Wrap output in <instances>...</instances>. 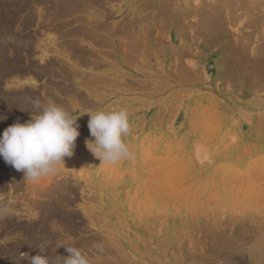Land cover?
<instances>
[{"label":"bare ground","instance_id":"6f19581e","mask_svg":"<svg viewBox=\"0 0 264 264\" xmlns=\"http://www.w3.org/2000/svg\"><path fill=\"white\" fill-rule=\"evenodd\" d=\"M140 1L142 0H2L0 1V132L3 133L7 127L17 122L25 123L29 121V116L32 114V110H33V101L38 98L44 104L52 102L59 106H62L69 113V115L81 113L78 117H76L78 118L77 124L79 126V132H80V135L77 137V139L86 138L87 140H92V139L94 140V138L91 137L90 130L88 128L89 112H86V110H93L99 107L100 105L104 104L108 99L109 95L112 94V92L116 93L120 90H125V92L128 94L131 92L133 93L134 90L133 87L135 84H137L138 86L141 85L142 89L143 86L146 85L150 86V81L147 80L146 76L144 74H141L142 72H140L139 70L134 69L133 71L128 72L125 69L122 70L118 66L119 65L118 63H116L118 65L115 64L109 65L110 63L109 60L103 58H102L103 60H101V57L97 56V54H99L101 48H106V47L109 49L110 47L111 49L114 48L116 55L117 53L119 54V59L121 61L120 65H122L125 68V67H130L131 65L132 67H134L133 64L138 62V60L142 61V65H147L148 64L146 62L147 56L146 54H144L142 47L146 45L148 46L149 43L151 42V55L157 56V58L152 57L151 59V63L154 64L153 68L156 69L157 67L160 66L159 68L161 69H159V72L163 71L158 77L156 76L154 77V79H150L151 84L157 82L155 85L161 86L163 90H169L171 88H174L177 91L176 92L177 95H182V96H184V94L196 95L202 103L195 102L194 107L190 108L188 112H184V115L182 116L183 117L182 120L191 121L196 118L200 120L205 119L206 123L203 124H205L206 128L208 126L210 127L212 126V124L209 123L215 122L214 120H217L218 118L217 116L219 113L225 116H228L230 114L231 108L230 107L227 108V106L231 105L232 96L244 95L246 91H251L253 93L264 91V41L262 43L256 44V41L259 42L258 40H264V32H263L264 30H262L264 28V12L262 11L264 10H261L262 6L264 5V0H145V1L143 0L144 1L143 4H140ZM137 3L139 4V6L137 5ZM86 11H89L86 20L81 19L82 24L80 23L76 27L68 28V26L70 27L72 26L71 24L70 25L69 24L62 25L61 23L55 24L59 21L69 19L74 15ZM241 11L244 14L243 13L239 14V12ZM142 12H145L144 13L145 16L143 15V17L141 16ZM245 15L247 16V18L252 17V19L253 18L254 19L252 21L245 22L246 23L245 27L243 28L241 27V28L243 31H245L244 29H246L247 27L248 29L253 28L254 29L253 34H251L252 31L249 30L251 31L250 35L249 34L245 35L244 34L245 32L243 33L242 30L240 31L241 28L240 29L234 28L240 26L235 22H237L242 16ZM140 17L141 20H139ZM150 17L151 20H156V22L158 21L156 25L151 24V29H150L151 41L148 38V33H145L146 32L145 28L136 27V25L139 23L146 24L147 21H145V19L148 20V18ZM111 19L115 20V22L109 25V21ZM81 20H78L76 23L80 22ZM143 21H145V23ZM234 23L236 24V26ZM233 24L234 27H231V25ZM169 28L173 29L175 31V34L173 35V33H171V35L167 37L166 31ZM180 30L182 31L181 33ZM185 30H187L188 32L186 33ZM176 33H178L177 36H175ZM182 34L184 36H182ZM86 44L88 45L86 46ZM89 48H91L92 50ZM105 52L108 55V57L111 56L112 54V53L108 54L107 51ZM210 53H212L214 57L212 56L209 57L208 54ZM112 55L115 56L114 53ZM161 55L166 60L163 57H161ZM105 60L108 61V63H105ZM168 60H170V64H168ZM139 68H141L140 65ZM39 79L42 80L45 79L42 82L43 83L42 88L40 87L41 85H39ZM232 82H234V85H231ZM67 83H70V85ZM155 85H153V87ZM149 86L147 88H149ZM147 88H146L147 92L151 90V88L149 90ZM138 90L140 89L138 88ZM214 92H217V94L214 95L213 94ZM257 95H261V94H257ZM179 97L180 96L176 97V100ZM261 97L264 100L263 94L261 95ZM113 104L115 105L116 102H114ZM219 106L223 109L221 110V112L219 111ZM174 110L176 111V109ZM150 121L151 118L148 116L144 117L143 120H139V118H137L130 121V126L134 128L140 126L141 124L149 125L151 124ZM261 123L264 122L262 121ZM197 127L198 126L196 124V127L193 128H195L196 130ZM214 133L217 134L218 132H214ZM203 135H205L204 139L206 138L208 139V142H209V138L211 139L212 137L216 136L215 134L212 136L211 133L210 134L205 133ZM165 139H169V141L171 140V135L167 134V131L163 132V130H159L155 132V130H152V132H150L145 137H139L135 141L131 140L129 144L132 146H137V147L143 146L146 148L150 147L151 144L153 145L158 144L161 146H165ZM193 142H196L197 144H194ZM203 142L204 140H198V139L192 140L190 138L189 142L187 143L183 142L179 146H177L182 148L179 149L182 151L181 152L182 155H178L177 154L178 152L176 153L168 152L167 157H169L170 160L178 159L183 161H190L191 160L190 155L185 151L187 150L189 151V148L192 145L194 147L195 145L199 147L200 143L204 145ZM232 142L229 141L228 143L232 144ZM224 146L225 145H223V147ZM78 148H80V146H78ZM204 149L206 148L203 147L202 150ZM194 150L196 149L194 148ZM199 151L201 152V150ZM199 151L197 148V152ZM85 154H88V152ZM82 155H84V152ZM72 158L77 159L75 156H72ZM72 158L70 157L71 160ZM153 161H156V159ZM199 161L200 160H198V162ZM152 162H151L152 164L151 167L153 166L155 167L157 162L155 165ZM75 163L78 162L75 161L74 163L71 164L75 165ZM146 165L147 164H145V166ZM148 166H150V164ZM148 169L146 168L147 171ZM82 171L84 172V169H82ZM82 171H77V175L79 176ZM186 171L187 170H185L184 173H186ZM151 172H149L150 175H152L155 179L157 177V176L155 177V175L158 174L157 173L158 171H154L157 173L154 175H153L154 172L152 174ZM256 173L259 174V172ZM81 175L79 176V178L83 179ZM84 175H86L85 172ZM159 175L160 174H158V176ZM242 175H246V174H242ZM251 175L248 176L250 182H251ZM117 176L119 177V175ZM121 176L122 174L120 175V177ZM179 177L180 176H178V178ZM256 177H259V179L261 180L259 175L258 176L256 175ZM160 178H157L158 181ZM50 180L53 181L54 179H50ZM52 181H50V184ZM57 181L58 183L57 184L55 183L56 185H53L52 187H48V188H44V185H47V183L44 184L42 180L40 184L41 186H38L40 182L37 183V185L36 183L31 184L32 182L26 181L24 179V173L22 171H18L14 168L10 170V174H9V171L4 166V159L2 156H0V192L2 193V191L7 190L8 188L12 189V191H14V189L17 190L20 187L22 188L21 185L24 182L28 185L27 186L28 196H25L26 198H23L22 200L24 201L25 199L26 202L25 205L23 206L21 205L19 207V204L21 203L19 202L20 200L18 201L19 203L17 201L16 202L11 201L7 203H5L4 201L0 202V207L3 209V213H0V226L2 228L3 227L5 228V229L3 228L4 230L2 229L3 231L0 230V238H2V236L4 235L7 236V234L12 232L14 235L15 231L18 232L17 235L19 238H21L20 240L17 241L16 239H19L17 237L15 239L16 240L15 242L8 244V246L4 251H0V264H30L28 257L35 256L38 254H45L48 256L50 260L54 261L56 256L69 255V253L66 252V249L64 247H59L60 244L74 246L79 248L80 250L85 251V249H88V247L93 248L92 246H94L95 243L101 242V239H96V237L93 239L90 238L85 239V237H83L82 238L83 240H80L81 237L80 239L77 238L78 237L77 234L80 233V235H82V233H85V231L88 230L87 229L88 227L84 225L85 221L84 222L82 221L85 217L82 218V220H80L79 216L73 214V212L71 213L70 211L65 212L64 210L66 209L62 210V208L64 207L70 208L73 205L72 203L75 201V198L78 197V194L80 193L77 191L78 194L77 196L75 195L77 188L72 186L71 185L72 183L69 182L67 179H63L60 182L59 180ZM158 181L154 180V183L155 182L158 183ZM244 184L245 183H243L242 185ZM170 186L171 185H168L169 188ZM254 186L252 185V187ZM156 189H154L153 192H155ZM252 189L255 190V188ZM112 190H114V188H112ZM183 191H184L183 193H185V191L187 192V190L185 189ZM157 193H159L158 190ZM252 193H251L252 196L253 194L255 195V193L253 194ZM170 195L171 197L170 196L168 197L172 198L173 195L172 194ZM187 195L189 196V194ZM45 197L49 199L47 202L44 200L43 202L41 200ZM132 198H134V196H132ZM131 202L132 201H130V203ZM178 202L180 201L178 200ZM188 202H190V200ZM250 202H252V200ZM249 205L246 206L248 207ZM250 207H248L249 211L247 210L249 212L248 213L249 215L251 214ZM261 208L263 207L261 206ZM88 209L89 208H87V210ZM194 210H196V208ZM220 212H218V214ZM195 213L196 212H194V214L192 215V217L194 218L198 217V216H194ZM255 213L258 214L256 211ZM139 214L140 212H138V215ZM211 214H214V211L213 213L211 212ZM161 215L163 214L161 213ZM94 216L95 215H93L91 219H94ZM208 216H210V214ZM216 216L217 215L213 217L216 218ZM256 217L259 218V215ZM210 218L212 220V217ZM263 218H259V219H263ZM215 220L213 219V222ZM235 220L236 219L234 218L232 221L234 222ZM256 223L259 224L257 221ZM257 224L256 226L254 224V226L259 228ZM228 225H226L227 228H229ZM263 227L264 226H262L261 229ZM230 229L231 227L229 228V231ZM261 229L260 231H262L264 228L262 230ZM256 230L255 232H258ZM251 231L252 233H255L253 230ZM221 234L223 235L222 232ZM13 235H11V237ZM249 235L250 234L246 233V236ZM75 236H77L76 237L77 240H74ZM227 236H228V232L226 234V239ZM255 237H257V234L256 236L252 234L250 236V240L256 239ZM244 239H247V237H244ZM8 240L9 239H7V241ZM219 241L217 240L216 242L218 243ZM115 242L116 241H114V243ZM223 243L222 245L225 246V244ZM232 243H233V247H235L236 245L234 246L233 241ZM41 244H44L45 246L42 252H40ZM104 245H106V242ZM218 245H221V243H219ZM222 245L218 246L219 249L222 247ZM252 245L254 246V243ZM133 246L134 245H132V247ZM213 246H211V248L213 249L217 247V246L215 247ZM105 247L104 249H106ZM225 247L220 249L222 250V253ZM133 248L135 249V247ZM149 248L150 247H148V249ZM215 252L216 254L215 253L214 254L217 256L218 253L217 251ZM222 253L220 252V254ZM21 254H24V256L23 255L21 256ZM209 254L211 256L212 253L209 252ZM222 255L224 256V254ZM224 257L227 256L225 255ZM250 258H254V257L251 256ZM262 258L264 259V257ZM256 259H258V257H256ZM211 260L213 261V259ZM216 260L218 259H215V261ZM230 261H233V258L232 260L230 259ZM207 262L204 263L207 264ZM238 263L241 264L240 262Z\"/></svg>","mask_w":264,"mask_h":264},{"label":"rangeland","instance_id":"374dc122","mask_svg":"<svg viewBox=\"0 0 264 264\" xmlns=\"http://www.w3.org/2000/svg\"><path fill=\"white\" fill-rule=\"evenodd\" d=\"M144 1L143 0L140 1V4H143ZM137 5L139 6L138 3ZM261 10H264V5L262 6ZM144 13L145 12H142V15H141L142 17L143 15L145 16ZM241 13L243 12L242 11L239 12V14ZM88 14H89V11L81 12L77 15L72 16L69 19L59 21L55 24H59V23H61L62 25L71 24L72 26L71 27L68 26V28H73V27L78 26L80 23L82 24L81 19L86 20ZM253 19L252 17L247 18L246 15L242 16L237 22H235L240 26L234 27V24H235L234 23L233 25H231V27L239 28V29L241 27L243 28L246 25L245 22L252 21ZM78 20H81V21L76 23ZM139 20H141V17ZM145 21H147L146 24L139 23L136 25V27L145 28L146 30L145 33H148V38L151 41V30H150L151 24L156 25L158 21L156 22V20H151V17L148 18V20L145 19ZM145 21L143 22L145 23ZM114 22L115 20L111 19L109 21V25L113 24ZM242 28L240 29V31L242 30ZM169 29L167 30L168 32L166 31L167 35L165 34L167 37H169L171 33H173V35L175 34V31L173 29H170V30ZM244 30L245 31L243 30L242 31L243 33L245 32L244 33L245 35L247 34L250 35L251 31H252L251 34H253L254 32L253 28L248 29L247 27ZM262 30H264V28ZM181 32L182 31L180 30V33ZM185 32L187 33L188 31L185 30ZM177 34L178 33H176L175 36H177ZM182 36L184 35L182 34ZM258 41L259 42L256 41V44L262 43L264 40H258ZM87 45L88 44H86V46ZM145 47H146V50H145ZM142 48H143L144 54H146L147 58L150 60L149 61L146 58L147 60L146 62L148 64L151 63L152 57L157 58V56L151 55V42L149 43L148 46L146 45ZM110 49L107 47L101 48L97 56H100L101 60L103 59L109 60L110 62L109 65L119 64L118 66L122 70L125 69L128 72H131L134 69L139 70L140 72H142L141 74H144L146 76V79L150 81V86L152 87H150L149 85H146V86H143V89H144L143 90L141 85L138 86L137 84H135L133 87L134 88L133 93L131 92L127 94L125 90H120L116 93L112 92V94L109 95L108 99L106 100L104 104L100 105L96 109L86 110V112H94L97 110L109 111V110H118V109L124 108V109H127L129 113V121H132L137 118H139V120H143V118L146 116L150 117L151 124L149 125L141 124L138 127H134V128L131 127L130 134L124 138L125 143H127L128 148L133 153L134 158L122 160L116 163V166L115 164L113 165L111 164V166L109 164L111 168L110 169L108 164L102 165V161L89 152V149L86 147V141H87L86 138H78L79 140L78 139L76 140L77 146H75V149H74L75 155H72V156H75L78 160L72 158V156H71L72 160L70 159V157H65L64 159L65 164H61L60 165L61 167L58 168L56 173L52 174L53 176L49 175L47 177H43V179H40V181H37L34 183L32 182L31 184L36 183L37 185V183L40 182L38 186H41L40 184L42 180L44 184L47 183V185H44V188H48V187H52L53 185H56L58 183L57 180H59L60 182L63 179H67L69 182L72 183L71 184L72 186L77 188L75 195L77 196L78 194L77 191L80 194H78V197L74 195L76 198L74 197L75 201L72 203L73 205H75V203L77 202L76 205L75 206L72 205L71 206L72 209L71 207L70 208L64 207L62 208V210L66 209L64 210L65 212L66 211H70L71 213L73 212V214L79 216L80 220H82V218L85 217L82 221L83 222L85 221L84 225L88 227L87 228L88 230L85 231L86 234L85 233H82V235H80V233L77 234L78 237L75 236L74 240H77V238L80 239V237H81L80 240H83L82 239L83 237H85V239L86 238L93 239L95 237L96 239H101V242L95 243L96 245H99V246L101 245L99 249L98 247L95 248L94 246H92L93 248L90 247L91 248L90 249L87 246L88 249H85V251L81 250L88 257L89 264H104L105 262H106L105 264H108L109 262H110L109 264H206L204 262H207V261H208L207 264H210V262L211 264H219V263L220 264L221 263L222 264L224 263L225 264H230V263L237 264L238 262H240L241 264H244V263L251 264L252 262L254 264H263L264 259L262 257H264V234L262 233H264L263 232L264 227L262 228L263 230L261 229V227L264 226V218H263L264 217V199H263L264 198V191H263L264 186H262L264 185V172H263L264 171L263 170L264 169V126H263L264 123H261V122L262 121L264 122V100L262 99L261 95L262 94L264 95V91L257 92V93L246 91L244 95L232 96L231 105L227 106V108L228 107L231 108L230 114L228 116H225L219 113L217 116L218 117L217 120H214L215 122L209 123V124H212L211 126L212 128L210 126L206 128L205 124H203V123H206L205 119L200 120L196 118L191 121L182 120L183 118L182 116L184 115V112H188L190 108L194 107L195 102L202 103L196 95L184 94L185 96L184 97L182 95H177L176 94L177 91L174 88H171L169 90H163L161 86L155 85L157 82L151 84L150 79H154V77L156 76L158 77L163 72V71L159 72V69H161L159 68L160 66L155 69L153 68L154 64L151 63L149 64V66L148 64L142 65V61L138 60V62L133 64L134 67H132L131 65L130 67L124 68L122 65H120L121 61L119 59V54L117 53L116 55L114 48L111 49V51ZM105 51H107L108 54L114 53L115 56L111 54L109 58ZM208 56L214 57L212 53L208 54ZM161 57L163 56L161 55ZM106 60H105V63H108V61ZM168 64H170V60H168ZM139 65L141 68H139ZM144 67H147V68H144ZM41 80L42 79H39V85H41L40 87L42 88L43 86L42 82L45 79H43L42 81ZM67 84L70 85V83H67ZM153 85L155 86L153 87ZM231 85H234V82H232ZM148 86L149 88H147ZM138 88L140 90H138ZM146 88L148 90L151 88V90L147 92ZM155 91H156V94H155ZM213 94L216 95L217 92H214ZM257 94H261V95H257ZM178 96L180 97L177 98L176 100V97ZM127 97H130V98H127ZM114 102H116L115 105L113 104ZM174 109H176V111ZM221 110L223 109L219 106V111L221 112ZM80 114L81 113L72 114L71 116L76 118ZM30 118H32V114L29 116V120ZM88 119H90V115ZM190 122H191V125H190ZM192 124H193V127H196V124H197L198 127L196 128V130L195 128L192 127ZM204 127H205V130H204ZM152 130H155V132L159 130H163V132L167 131V134L171 135V140H170L171 142L169 141V139H165V146H161L158 144L156 145L151 144V146L147 148L143 146H138V147L132 146L129 144L131 140L135 141L139 137H145L150 132H152ZM214 132H218V133L216 134ZM205 133H208V134L211 133L212 136L215 134L216 136L212 137L211 139L209 138V142H208L207 138L204 139L205 135L203 134ZM2 134L3 133L0 132V136H2ZM190 138L192 140L194 139L204 140L203 142L204 145L200 143L201 147L200 146L198 147L197 145H195L194 147L192 145L189 148V151L188 150L185 151L190 155V159H191V160L189 159L190 161H183V160H178V159L170 160L169 157H167L168 152H175V153L178 152L177 153L178 155H182L181 153L182 151L179 150L182 148L177 147V146H179L183 142L185 143L189 142ZM229 141L230 142L233 141L232 144L228 143ZM193 143L197 144L196 142H193ZM223 145L225 146L223 147ZM78 146H80V148H78ZM81 146H83L84 148ZM203 147H205L206 149L202 150ZM194 148L196 150H194ZM197 148H198V151L201 150V152L200 151L197 152ZM77 149L80 150L81 152L78 151ZM82 149H83L84 155H82L83 154ZM87 152L88 154H85ZM194 154H196L197 156ZM203 155H206V156H203ZM201 156L204 158H202ZM155 159L156 161H153ZM196 159L200 160L201 162L199 161L200 162L199 163L198 160ZM75 161H77L78 163H75V165L74 164L72 165L71 163H74ZM151 162L154 165L157 162L156 166L155 167L153 166L154 168L151 167L152 165ZM145 164H147L146 166L150 164V166L146 167ZM181 164L183 167L181 166ZM4 166L9 171V174H10V170L14 169L11 165L7 164L5 161H4ZM168 166H170L171 168ZM81 168L84 169V172L86 173V175H84V172L82 171ZM146 168L147 169L149 168L151 170L148 169L147 171ZM185 170H187L186 173H184ZM77 171H82L80 175L82 174L81 177H83V179L79 178L80 175L79 176L77 175ZM154 171H158L157 173L162 176L160 175L158 176V174ZM179 171H181L182 173ZM255 171L259 172V174H257ZM149 172H151V174L154 172L153 175L157 174L155 175V177L156 176L157 177L154 179V177L150 175ZM121 174L122 176L120 177ZM242 174H246V175H242ZM117 175H119L120 178ZM250 175H251V182L249 181V178H248V176ZM256 175L257 176L259 175L261 180L259 179V177H256ZM178 176L180 177L178 178ZM147 177H149L150 179ZM157 178H160L159 179L160 182L158 181ZM46 179H47V182H46ZM50 179H54V180L52 181ZM71 179L73 180L74 183L72 182ZM149 180H150V183L153 182L151 183L152 185L149 183ZM154 180H157L158 183L157 182L154 183ZM50 181H52L51 184H50ZM243 183L245 184L242 185ZM158 184L161 186H159ZM168 185H171L170 188L172 189H170ZM252 185L253 186L255 185V186L252 187ZM21 186H22V188L20 187L21 189L20 188L17 190L14 189V191H12V189L8 188L7 190L2 191V193L0 192V202L1 201H4L5 203L11 202V201L18 202L20 200L19 202L21 203L19 204V207L21 205L22 206L25 205L26 204L25 199L24 201L22 200L23 198H26L25 196H28V191H27L28 185L24 182ZM112 188H114V190H112ZM252 188H255V190H253ZM154 189H156L155 192H153ZM182 189L187 190V192L185 191V193H183L184 191ZM157 190L159 193H157ZM252 191L253 193H255V195L252 193ZM249 192H251L253 196ZM178 193L179 194L182 193V194L179 195ZM170 194L173 195L172 198L168 197V196L171 197ZM187 194H189V196ZM132 196H134V198H132ZM195 196L197 197V199ZM258 196H259V199H258ZM186 197H188L189 199ZM41 200L42 201L44 200L47 202L49 199L45 197ZM178 200L180 202H178ZM189 200L190 202H188ZM251 200L254 203L250 202ZM130 201L132 202L130 203ZM233 203L235 204V206ZM84 204H87V205H84ZM246 205H249L248 207L251 206L250 215L248 214L249 208ZM144 206L148 208H145ZM261 206L263 208H261ZM86 207L89 209L87 210ZM195 208L196 210H194ZM213 211H214V214H211V212L213 213ZM217 211L220 213L218 214ZM255 211L258 214H256ZM138 212H140L141 215L140 214L138 215ZM160 212L163 215H161ZM194 212H196L194 216H198V217L196 218L192 217ZM0 213H3V209L1 207H0ZM198 213L200 214V216ZM209 214L210 216H208ZM93 215H95L94 219H91ZM211 215H213L214 217L215 215L217 216L216 218H214ZM258 215H259V218H263V219H259L258 217H256ZM218 216H221V217H218ZM210 217H212V220ZM234 218L236 220L233 222L232 220ZM213 219L214 220L216 219L218 221L215 220L213 222ZM255 220L259 224H257ZM92 221H95V222H92ZM215 222L216 223L218 222V223L216 224ZM254 224L255 226L257 224V226L262 231H260L259 228L255 227ZM226 225H228L229 228L231 227L230 231ZM146 226L148 227V229ZM241 226L246 229H243ZM3 228L0 226V230H2ZM221 228L223 229V231ZM251 230H253L254 232L256 230L258 232L252 233ZM226 231L228 232V236H229V237L227 236V239H226V234H227ZM221 232L223 233L224 236L221 234ZM245 232L250 235L246 236ZM17 233L18 232L15 231L14 235H13V232L7 234V236H9L10 238L7 237L6 235L0 238V247H2L0 248L1 249L0 251H4L6 247L8 246V244L21 239L18 237ZM251 233L254 234V236H256L257 234V237H255L256 239L252 238L253 240H250V236L252 235ZM11 235L13 236L11 237ZM17 237L19 239H16ZM222 237H223V240H222ZM244 237H247V239H244ZM7 239L9 240L7 241ZM217 240L218 241L220 240V241L217 243L216 242ZM114 241L116 242L114 243ZM232 241L234 242V246L236 245L235 247H233ZM105 242H106V245H104ZM219 243H221V245L223 243L226 246L225 247L222 245L221 247V248L225 247L223 253H222V250H220L221 248L219 249L218 247V246H221V245H218ZM231 243H232V246H231ZM253 243H254V246L252 245ZM132 245H134L133 247H135V249L132 247ZM211 246L213 247L217 246V247L213 249L211 248ZM104 247L106 249L108 248L109 249L106 250L104 249ZM148 247L150 248L148 249ZM100 250H101V253H100ZM105 250L107 251V253ZM215 251H217L218 253L217 256L215 255L216 254ZM209 252L212 253L211 256ZM220 252L224 254V256L226 255L227 257H224L222 254H220ZM205 253H208V254H205ZM251 256L254 258H250ZM255 256L258 257V259H256ZM227 258L228 259L230 258L231 260L233 258V261H230V259L228 260ZM211 259H213L214 262ZM215 259H218V260L215 261Z\"/></svg>","mask_w":264,"mask_h":264},{"label":"clouds","instance_id":"9594fccd","mask_svg":"<svg viewBox=\"0 0 264 264\" xmlns=\"http://www.w3.org/2000/svg\"><path fill=\"white\" fill-rule=\"evenodd\" d=\"M88 114V128L94 140H87L86 146L102 165L134 158L124 140L131 132L127 109L97 110ZM77 119L62 106L52 102L44 104L37 98L33 101L32 118L7 127L0 136V156L22 171L29 182L55 174L59 166L65 164V157L74 154L80 135ZM44 247L40 245V252ZM59 247H64L69 255L56 256L53 261L45 254H38L28 257L30 264H89L88 257L79 248L65 244Z\"/></svg>","mask_w":264,"mask_h":264}]
</instances>
